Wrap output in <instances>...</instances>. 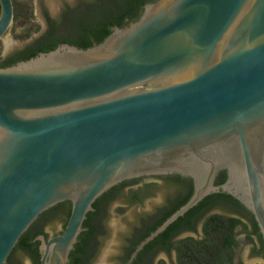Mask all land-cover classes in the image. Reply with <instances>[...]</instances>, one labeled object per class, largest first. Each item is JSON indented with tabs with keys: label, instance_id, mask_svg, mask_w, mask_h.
Instances as JSON below:
<instances>
[{
	"label": "water",
	"instance_id": "water-1",
	"mask_svg": "<svg viewBox=\"0 0 264 264\" xmlns=\"http://www.w3.org/2000/svg\"><path fill=\"white\" fill-rule=\"evenodd\" d=\"M0 6L2 41L14 0ZM112 28L87 49L64 43L0 67V264L70 201L64 231L36 238L41 264H68L96 200L151 175L190 177L194 190L129 264L216 193L239 200L264 239V0H158Z\"/></svg>",
	"mask_w": 264,
	"mask_h": 264
},
{
	"label": "trees",
	"instance_id": "trees-1",
	"mask_svg": "<svg viewBox=\"0 0 264 264\" xmlns=\"http://www.w3.org/2000/svg\"><path fill=\"white\" fill-rule=\"evenodd\" d=\"M156 1L158 0H99L97 8H95V21H90L86 29L84 28L79 32L78 38L69 39L59 34L56 29L48 30L24 48L11 53L5 58L0 57V67L13 66L21 61L36 57L42 52L52 51L64 43L75 45L83 49L92 47L95 44L103 42L104 39L113 32L112 27H126L131 22L138 20L145 9V5ZM18 16L19 14L16 12L15 17ZM30 16L31 15L22 14L20 17L30 19ZM82 26H85L84 23ZM27 35L29 36V32ZM91 36H94V40L91 39ZM226 179L227 173L226 171H222L216 180V184H221L225 182ZM128 181L129 180L112 187L96 200L94 203V210L88 213L87 219L84 222L83 227L85 230L80 234L75 248L71 251L68 264H90L91 258L93 257L92 249L98 244V241L106 231L105 221L109 207L113 202L122 198H126L132 202H141L144 199L139 190L133 191L130 194H125L124 189ZM169 182L180 186L184 191L181 192L178 200L175 201L170 209L163 211L161 215H158L159 217L153 219L145 228L139 229L138 233L134 235V240L130 246L131 249H129V251L127 250L124 257L120 260L123 264L127 262L134 249H136L147 236L191 198L194 190L192 179L178 176L176 178H170ZM214 207H219L224 211L237 213L242 216H253V214L232 195L227 193L212 194L187 212L185 216L179 218L170 225L166 231L153 241L148 243L139 255H144L151 251L150 249L157 247L169 248L168 250H170L173 244V238L179 226L184 223L195 226L193 221L196 218L200 219ZM124 209V207H120L118 211L123 213ZM71 210L72 203L70 201H65L43 212L22 235L12 254L17 250H21L31 257L35 264H41L40 241L36 240V238L40 234H45L47 238L50 236L43 227L46 221L56 216L62 217L64 227L62 231L59 232L62 233L68 223ZM241 224H243L241 218L220 213L209 217L205 222L204 228L207 234L206 237L203 240H195V247L201 250L195 251V253L188 255V257L186 255L188 259L186 261H189L191 256H193L194 259L190 261L196 264H233L236 257V249L239 247V241L236 238V228ZM255 224V228L259 229L257 226L258 224ZM244 229L246 231L248 230V226L245 223ZM248 236L249 239H251L250 234H248ZM11 256L7 264H15ZM164 264L166 263L164 262Z\"/></svg>",
	"mask_w": 264,
	"mask_h": 264
},
{
	"label": "flooded vegetation",
	"instance_id": "flooded-vegetation-1",
	"mask_svg": "<svg viewBox=\"0 0 264 264\" xmlns=\"http://www.w3.org/2000/svg\"><path fill=\"white\" fill-rule=\"evenodd\" d=\"M98 2L99 0H68V1L66 0L65 5L62 7L60 12L56 14V16H53L51 12L45 9L44 17H43L44 22L33 24V25L35 26L37 25L35 29H38V30L44 29V32H42L41 35L48 30L56 29L59 32V34H62L69 39L78 38L79 32L82 31L84 28L86 29L90 21H95L96 19L95 18L96 16L95 8H97ZM0 9H1V6H0ZM14 9L16 10L15 0H14ZM35 17H36V14H35ZM83 23L85 26H82ZM91 39L94 40V36L93 37L91 36ZM178 176L192 179L190 177L179 175V174H167V175L142 176L139 178H134V179L129 180L130 182L128 181L124 189L125 194H130L133 191L139 190L141 192V195L144 197V199L141 202H132L124 198L125 199L124 204L125 205L127 204L128 206H135V205L143 204L146 198L152 197L155 194L154 188H156L157 186L163 183L168 186L169 185L172 186L173 184L169 182L170 178H176ZM178 188H179V191L175 194V196L172 199H169L167 205L164 208L159 209L154 215H152L149 218L142 217V219L139 220V223L134 227L132 234L127 239V242L121 254V259L122 257H124L127 250L129 251V249H131L130 246L132 245L131 243L134 240V235L138 233L139 229L141 230L145 228L147 224L151 223V221H153V219H155L156 217H159L158 215H161L163 211L170 209L172 205L175 203V201L178 200L179 196L181 195V192L184 191L180 186H178ZM193 188H194V183H193ZM121 207H123V205ZM217 208L219 207L212 208L206 215H204L200 219L196 218L193 221L195 226H191L187 223H184L183 225L179 226L178 231L175 237L173 238V244L171 245L170 250H168L169 248L167 249L163 247H157V248L150 249L151 251L140 256L139 253L143 250L142 249L130 264H164L165 261L162 258H159V255L162 254L163 252H165L168 255H171V257L175 256V259L173 260L171 264H196L195 262L190 261L194 259L193 256H191L189 261H186L188 260L186 258V255L188 257V255L195 253V251L201 250L195 247V240H203L206 237L207 234L204 229L205 222L209 217H211L214 214H217V213H212V211ZM220 214L229 215L232 217H237V218L242 219L243 224L239 225L236 228V238L238 240L239 236L243 235L244 241L249 243L251 247L250 248L251 252L249 254V257H250V260L252 261L250 264H264V239L260 231V228L259 229L255 228V225H256L255 223H257L255 216L254 215L253 216L252 215L242 216L237 213H230L229 211L228 212L224 211V213H220ZM244 223L247 224L248 226L247 231L244 229ZM199 226H200L201 231H199ZM257 226L259 227V225ZM105 229L106 231L104 235L106 236L108 234L106 223H105ZM199 232H201L202 234V237L200 239H195L194 237L191 236V234L199 233ZM248 234H250L251 239H249ZM100 243H101V240H99L98 244L94 246L92 249L93 257L91 258L90 264L92 263L93 258L97 255L99 251ZM133 252L131 253L130 257L128 258L125 264H129V261L131 259ZM14 254L15 253L11 254L12 255L11 257L13 261L15 262V264H21L19 260H15ZM30 259L32 260L31 257ZM259 259H261L263 263L259 262L258 261ZM32 262L33 264H35L33 260ZM118 264H123V262L120 261ZM166 264H170V263H166ZM233 264H236L235 260ZM239 264H243V262L240 261Z\"/></svg>",
	"mask_w": 264,
	"mask_h": 264
},
{
	"label": "rangeland",
	"instance_id": "rangeland-1",
	"mask_svg": "<svg viewBox=\"0 0 264 264\" xmlns=\"http://www.w3.org/2000/svg\"><path fill=\"white\" fill-rule=\"evenodd\" d=\"M66 0H15V17L14 24L7 36L0 41V57L5 58L11 53L24 48L26 45L38 38L44 29H35L33 24L44 22V10L47 9L56 16L65 5ZM68 1V0H67ZM34 16H33V14ZM22 14L31 15L29 18L20 17ZM36 14V17H35ZM34 17V18H33ZM29 32V36L27 33ZM179 191L176 185L161 184L154 188L155 194L152 197L146 198L141 205L128 206L125 205V199H119L113 202L108 211L105 223L107 224L108 234L102 236L99 251L93 258L91 264H118L121 259L123 248L128 237L132 234L134 227L143 218H149L154 215L159 209L164 208L169 199H172ZM123 205L124 212L120 213L118 209ZM212 213H224L220 208L212 211ZM64 227L62 217L56 216L49 219L44 224L45 231L50 235H57ZM199 231H201L199 226ZM195 239L202 237L201 232L191 234ZM183 238V237H181ZM239 247L236 249L235 263L250 264V245L244 241V236H239ZM15 260H19L21 264H33L29 256L21 250H17L14 254ZM166 263H172L175 256L163 252L159 255ZM259 262L263 261L261 259Z\"/></svg>",
	"mask_w": 264,
	"mask_h": 264
}]
</instances>
